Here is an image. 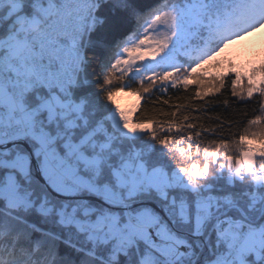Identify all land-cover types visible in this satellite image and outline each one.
<instances>
[{"label": "snow or ice", "instance_id": "snow-or-ice-1", "mask_svg": "<svg viewBox=\"0 0 264 264\" xmlns=\"http://www.w3.org/2000/svg\"><path fill=\"white\" fill-rule=\"evenodd\" d=\"M261 28L264 0H0V264H264V58L225 53Z\"/></svg>", "mask_w": 264, "mask_h": 264}, {"label": "rangeland", "instance_id": "rangeland-1", "mask_svg": "<svg viewBox=\"0 0 264 264\" xmlns=\"http://www.w3.org/2000/svg\"><path fill=\"white\" fill-rule=\"evenodd\" d=\"M262 51L264 52V28L258 29L256 32L242 37L225 49V53H245V58L248 60L264 58ZM116 100L121 108L126 111L137 109L140 104V100L136 95L122 93L116 97Z\"/></svg>", "mask_w": 264, "mask_h": 264}, {"label": "trees", "instance_id": "trees-1", "mask_svg": "<svg viewBox=\"0 0 264 264\" xmlns=\"http://www.w3.org/2000/svg\"><path fill=\"white\" fill-rule=\"evenodd\" d=\"M261 50H262V48H261ZM262 55L264 56V52H263V51H262ZM229 95H230V94H229ZM141 103H143V101H140V104H141ZM140 104H139V105H140ZM137 109H138V108H137Z\"/></svg>", "mask_w": 264, "mask_h": 264}]
</instances>
